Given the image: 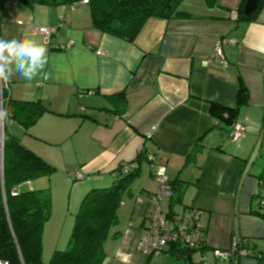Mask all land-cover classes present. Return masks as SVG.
Masks as SVG:
<instances>
[{
    "label": "crops",
    "instance_id": "1",
    "mask_svg": "<svg viewBox=\"0 0 264 264\" xmlns=\"http://www.w3.org/2000/svg\"><path fill=\"white\" fill-rule=\"evenodd\" d=\"M209 1L184 0L182 16L150 18L129 43L94 28L88 4L0 0V38L34 39L48 49L46 78L17 76L7 83L5 98L41 101L49 111L28 130L10 117L3 126L55 169L22 185L51 189L52 218L66 223L53 252L63 249L85 195L111 186L118 167L139 158L140 174L120 205L103 264L197 259L196 252L188 257L170 253V247L159 257L137 251L159 174L174 186L173 213L201 212L210 264L221 261L214 251L227 252L234 239L249 251L264 252V222L252 214L264 169V8L256 21H242V0ZM56 25L63 27L49 41L37 33L40 26ZM223 38L226 65L213 56ZM240 82L250 97L238 123L248 131L234 142L230 126L210 111L213 104L236 108ZM238 263L257 264L251 257Z\"/></svg>",
    "mask_w": 264,
    "mask_h": 264
},
{
    "label": "trees",
    "instance_id": "2",
    "mask_svg": "<svg viewBox=\"0 0 264 264\" xmlns=\"http://www.w3.org/2000/svg\"><path fill=\"white\" fill-rule=\"evenodd\" d=\"M21 1L29 5L40 3L72 6L82 0ZM183 2L184 0H89L88 6L94 28L103 34L134 43L150 18L171 20L182 16L180 6ZM207 2L210 4L209 0ZM245 3L246 0L241 1L237 19L256 21L264 8V0H260L257 11L249 15L244 14ZM238 92L236 108H225L215 104L211 107V115L217 117L224 125L231 126L238 122L241 110L249 105L250 95L242 82ZM4 102L5 108L11 110L10 118L25 130L30 129L49 111L41 101H14L7 96ZM3 139L4 180L3 184L0 180V260L7 264H103L106 259L104 244L112 237L111 230L119 223L120 205L123 199L130 195L131 186L140 174V158L133 162L137 164V168L129 172L124 166H119L111 186L96 188L85 195L74 217L66 249L54 251L49 263H44L43 232L53 213L51 189L46 187L24 190L22 185L39 178L50 177L55 169L33 151L26 149L18 138L5 130ZM257 177L260 184V192L257 195L258 208L252 214L258 215L264 222V169ZM238 248L240 251L244 249L248 251L250 255L246 257L253 258L257 264H264V252L249 251L241 243ZM171 252L180 255L186 253L188 257L195 253L178 245H171ZM241 258L243 257L240 252H237L228 260L229 264H239Z\"/></svg>",
    "mask_w": 264,
    "mask_h": 264
},
{
    "label": "built area",
    "instance_id": "3",
    "mask_svg": "<svg viewBox=\"0 0 264 264\" xmlns=\"http://www.w3.org/2000/svg\"><path fill=\"white\" fill-rule=\"evenodd\" d=\"M89 0H82L79 3H74L73 7L82 4L87 5ZM62 25L51 27L40 26L37 33L49 41L51 36L55 34ZM227 39L223 38L217 41L214 50V55L223 65L227 64L225 56L223 55V43ZM228 42H232L228 40ZM72 42L67 43L64 47L70 48ZM63 47V49H64ZM5 92H10L7 83L0 84V104L5 107L4 96ZM4 120L1 122L3 123ZM230 139L231 141L238 142L243 137L248 128L244 127L240 122H236L230 126ZM152 158L150 157V161ZM137 168L136 163H130L125 166L126 171ZM79 176H76L75 179ZM157 188L154 195L151 197V213L146 217L144 223V232L138 241L137 251L147 256L162 255L164 251L171 245H178L185 247L190 251L198 254L197 259L193 264H210L203 252L207 247L206 228H204L201 221V212L196 209L184 210L181 213H173L171 210L170 201L174 197L173 184L167 180L163 174L156 177ZM239 242L234 239L231 248L227 252L214 251V256L217 259L230 260L237 252H240L242 257L250 255L248 251L239 250ZM0 264H7L0 260Z\"/></svg>",
    "mask_w": 264,
    "mask_h": 264
},
{
    "label": "clouds",
    "instance_id": "4",
    "mask_svg": "<svg viewBox=\"0 0 264 264\" xmlns=\"http://www.w3.org/2000/svg\"><path fill=\"white\" fill-rule=\"evenodd\" d=\"M48 61V49L39 41L23 37L0 38V84L10 83L17 76L28 81L42 74L46 78L44 70ZM10 115L11 110L0 104V121Z\"/></svg>",
    "mask_w": 264,
    "mask_h": 264
},
{
    "label": "rangeland",
    "instance_id": "5",
    "mask_svg": "<svg viewBox=\"0 0 264 264\" xmlns=\"http://www.w3.org/2000/svg\"><path fill=\"white\" fill-rule=\"evenodd\" d=\"M6 121H7V119L4 120V124ZM4 129H5V127H4ZM39 179H42V178H39ZM39 179H36L35 181H38ZM23 189H26V187L23 186ZM52 207H53V198H52ZM52 215H53V213H52ZM52 215H51V218L47 221V224L45 226L46 230H45V234H44L45 235L44 236V238H45L44 247H46V249H47L48 248L47 246L49 245V247H51V250L48 252L47 255H44V254L42 255V259H43L44 263H49L50 257L53 254V250L55 248L54 242L56 241L58 236H60L59 233L61 234L62 229H63V227L61 228V226H63V224L66 225V223L64 222V220H62V218L59 219L58 224H55V221H54L55 219L52 218ZM72 227H71V225L69 226V231H68L69 236H68L67 240L65 241V244L63 245L64 246L63 249L61 248L60 250L66 249V247H67L66 244H67V242L71 236ZM66 237H67V235H66ZM60 250H57V251H60ZM43 253H44V251H43ZM222 260L223 259H221V261L218 264H229L228 260H223V261Z\"/></svg>",
    "mask_w": 264,
    "mask_h": 264
},
{
    "label": "water",
    "instance_id": "6",
    "mask_svg": "<svg viewBox=\"0 0 264 264\" xmlns=\"http://www.w3.org/2000/svg\"><path fill=\"white\" fill-rule=\"evenodd\" d=\"M260 0H246L245 3V7H244V14L245 15H249L252 13H255L258 9V3ZM3 135H4V126L3 123L0 121V180L1 183L3 184V180H4V175H3V155H4V151H3V146H4V139H3Z\"/></svg>",
    "mask_w": 264,
    "mask_h": 264
}]
</instances>
